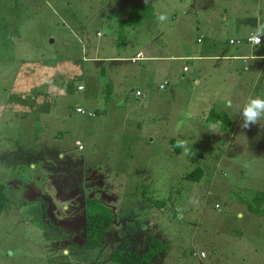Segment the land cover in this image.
<instances>
[{
    "label": "rangeland",
    "instance_id": "obj_1",
    "mask_svg": "<svg viewBox=\"0 0 264 264\" xmlns=\"http://www.w3.org/2000/svg\"><path fill=\"white\" fill-rule=\"evenodd\" d=\"M136 2L153 16L122 27ZM254 29L264 39V0H0V264H115L151 235L168 244L152 264H264V213L246 202L264 194V127L201 117L264 97V67L223 57ZM90 198L117 215L96 247Z\"/></svg>",
    "mask_w": 264,
    "mask_h": 264
},
{
    "label": "trees",
    "instance_id": "obj_2",
    "mask_svg": "<svg viewBox=\"0 0 264 264\" xmlns=\"http://www.w3.org/2000/svg\"><path fill=\"white\" fill-rule=\"evenodd\" d=\"M151 5L143 2H136L131 6L129 13L126 18L121 19L120 25L122 27L131 26L136 28L142 26L146 19H150L153 16L152 11L150 10ZM122 28V31L124 30ZM121 38L123 33H120ZM119 36V37H120ZM102 72L106 73V70L102 68ZM113 87V84L110 83L107 88L102 90L103 94H106V97L111 98L110 90ZM110 89V90H109ZM220 117L217 119H222L225 123V127H230L227 123L231 125L229 117L226 113L219 114ZM175 138L170 140V143L173 145L175 143ZM204 176V169L198 165L196 168L190 170L186 173V178L199 181ZM11 201L10 195L7 191L6 184L0 178V214L5 212ZM248 209L258 215L264 213V194L256 195L249 201L247 200ZM87 204V215L85 221V245L88 247H96L101 244L104 233L113 225L117 219L113 208L108 205L90 198L86 202ZM159 207L164 206V201L157 202ZM168 248V244L163 242L158 237L151 235L147 240V247L145 252L137 251H114L112 254V260L115 264H152L156 255L160 252L165 251Z\"/></svg>",
    "mask_w": 264,
    "mask_h": 264
},
{
    "label": "crops",
    "instance_id": "obj_3",
    "mask_svg": "<svg viewBox=\"0 0 264 264\" xmlns=\"http://www.w3.org/2000/svg\"><path fill=\"white\" fill-rule=\"evenodd\" d=\"M254 32H251V34H253V33H261L260 32V30H258V29H254L253 30ZM250 34V35H251ZM250 35H248V36H250ZM245 38H247V35L245 36ZM244 38V39H245ZM199 39H201V38H198V41H199ZM201 41H202V39H201ZM200 42V41H199ZM99 47V46H98ZM97 47V48H98ZM241 48H240V53L239 54H234V55H225V56H223V57H226V59H230V60H241V61H243V64L240 66L239 65V67H240V69H241V72H240V75H243L244 74V72H247V71H250L252 68H254V69H256L258 72H257V77H258V80H259V76H261V73H262V69H263V67H264V39H263V42L261 43V44H258V45H251L250 43H247V42H244L243 44H241V46H240ZM96 48V47H95ZM138 53H140L141 54V52H137L136 54H138ZM143 54V53H142ZM141 54V55H142ZM144 55H142V58L141 59H139V60H137V61H141V60H144L145 59V57H143ZM184 57H186V56H172L171 58H175V59H181V58H184ZM99 58H101V57H94L93 59H98V60H102V59H99ZM117 58H120V57H114V56H108V57H104V59L103 60H107V61H113V60H116ZM133 58V57H132ZM132 58L130 59L131 61H133L132 60ZM156 58H159V57H157V56H154V57H151L150 58V60L151 61H153V60H155ZM159 60V59H158ZM134 62V61H133ZM185 67V66H184ZM184 71H189V69L188 70H184ZM110 83H112L113 84V82H110ZM80 86H83V85H80ZM84 87V86H83ZM99 87H95L94 86V88H93V90L94 91H96L97 89H98ZM84 89V88H83ZM110 90V89H109ZM116 92V86L113 84V87L111 88V90H110V93H111V96L113 95V93H115ZM137 95V94H136ZM142 95V94H141ZM110 96V97H111ZM212 109H211V111H212V114H211V116L209 117V115L207 114V115H205L206 114V112L205 111H203L202 113H203V115L201 116L202 117V119H206V122L205 123H209L210 121V118H213V119H215V121H213L212 122V124H213V126H216V127H219L218 125H220V124H223V125H225V123L223 122V120L222 119H219V120H217L219 117H220V115L219 114H224V113H226L227 115H228V117H229V120H230V122H231V125L229 124V123H227L226 122V124H228L230 127H226L225 129L226 130H229V128H232V126L233 125H235L236 127H237V125H238V123H237V119L239 118L238 116L236 117V119H234V117H233V115L229 112V109L228 108H226V106L224 105L223 106V108L222 109H224V110H222V109H217L215 106H212L211 107ZM208 116V117H207ZM206 128V127H205ZM220 128V127H219ZM233 129V128H232ZM172 139V138H171ZM170 139V140H171ZM243 215V214H242ZM222 241H224L223 239H221ZM210 246L212 247V248H215L216 247V245H211L210 244ZM207 253H208V256L210 255V251L209 250H207ZM161 257L164 259V254L163 255H161ZM203 257H205V256H203ZM222 261V260H221ZM227 262L229 263V264H243V259H242V257H239V258H237L236 259V257L235 258H233V260H229V259H227Z\"/></svg>",
    "mask_w": 264,
    "mask_h": 264
},
{
    "label": "clouds",
    "instance_id": "obj_4",
    "mask_svg": "<svg viewBox=\"0 0 264 264\" xmlns=\"http://www.w3.org/2000/svg\"><path fill=\"white\" fill-rule=\"evenodd\" d=\"M158 19L164 21L167 16L162 14ZM224 103L226 108L232 109L238 115L241 128L247 129L252 125L264 127V97L251 96L242 105L234 104L231 98H226Z\"/></svg>",
    "mask_w": 264,
    "mask_h": 264
},
{
    "label": "built area",
    "instance_id": "obj_5",
    "mask_svg": "<svg viewBox=\"0 0 264 264\" xmlns=\"http://www.w3.org/2000/svg\"><path fill=\"white\" fill-rule=\"evenodd\" d=\"M199 41H201V39H199ZM244 42L250 43L251 45H258V44H261L263 42V38H262V36L259 33H253V34H251L250 36H248L245 39H237V40L231 39L230 40V43H232V44H243ZM141 58H142V55L140 53H138L137 56L132 58V60L133 61H137V60H139ZM188 69H189L188 66L184 67V70H188ZM166 84L167 83L160 85V88H164L166 86ZM78 88L79 89H83V86H79ZM136 94L139 96L142 93H141V91L138 90L136 92ZM77 111L80 112V113L87 114L86 111L84 110V108H82V107H78ZM89 115H94V113L93 112H89ZM217 207H219V205H217ZM201 255L205 256L206 254H205L204 251H202Z\"/></svg>",
    "mask_w": 264,
    "mask_h": 264
}]
</instances>
